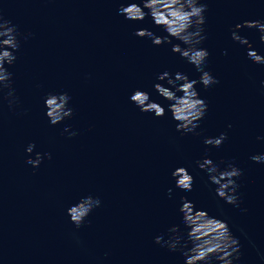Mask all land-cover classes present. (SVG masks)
Here are the masks:
<instances>
[{"label":"water","instance_id":"water-1","mask_svg":"<svg viewBox=\"0 0 264 264\" xmlns=\"http://www.w3.org/2000/svg\"><path fill=\"white\" fill-rule=\"evenodd\" d=\"M121 2L0 0L20 43L17 59L6 64L16 103L9 107L8 89L0 93V264H185L179 248L154 239L167 240L173 225L187 232L181 197L228 222L240 244L233 264H264V162L251 159L264 154V64L249 59L248 46L231 36L244 20L264 22V0H205L206 39L198 47L208 50L204 68L219 83L195 85L208 108L187 133L176 130L170 101L154 84L172 87L157 80L164 71L196 80L201 73L172 44L134 35L139 28L167 33L150 15L128 20L118 14ZM238 31L264 55L258 29ZM138 88L165 115L141 112L130 100ZM60 92L71 97L73 114L53 125L45 97ZM221 132L227 138L219 147L204 144ZM29 143H35L32 153L25 151ZM36 152H50L51 159L34 168L25 160ZM205 156L221 170L228 162L242 170L235 178L239 207L216 194L217 185L196 163ZM177 167L193 176L192 191L176 187L171 173ZM88 195L101 204L77 227L66 210Z\"/></svg>","mask_w":264,"mask_h":264},{"label":"clouds","instance_id":"clouds-1","mask_svg":"<svg viewBox=\"0 0 264 264\" xmlns=\"http://www.w3.org/2000/svg\"><path fill=\"white\" fill-rule=\"evenodd\" d=\"M207 8L208 4L205 0H122L118 9V14L128 20H143L150 15L154 23L162 27L167 35H156L148 28H139L134 35L148 37L155 45L172 44V51L179 53L201 73L199 80H196L189 79L187 74L179 71L174 76L168 71H164L157 75V80L166 81L167 85L172 87H168L164 83L154 84L158 94L170 101L168 111L177 122L176 130L185 133L195 131L199 126L198 121L205 116L208 108L206 101L200 98L195 85L201 83L205 88H208L219 83L217 78L204 68L205 61L209 56L208 50L198 47L206 39L203 25L206 23L204 13ZM145 9L148 11L146 12ZM243 27L258 29L261 33L260 40L264 42V22L244 20L242 23H237L231 31L233 40L248 46V58L257 64H264V55L252 48L247 37L239 34L238 30ZM18 35L17 26L11 20L5 19L2 10H0V93H4V89H8L7 93H4V98L8 100L9 107L16 103V97L15 90L12 88L13 73L8 70L6 64L11 65L17 59L16 52L20 48ZM172 38L181 43L173 44ZM177 93L182 94L177 95ZM70 99L67 92L46 95V116L51 124L55 125L66 117L72 116L73 109L68 106ZM130 100L141 112H152L156 117L165 115V107L150 99L149 92L145 90L135 89L130 95ZM64 131L68 132L69 128L65 127ZM69 134L76 135L75 132ZM226 138L227 133L221 132L217 137H205L204 144L219 147ZM34 148L35 143H29L25 151L32 153ZM45 156L51 159L50 152H36L34 158L29 155L25 162L36 168L39 167ZM251 159L256 162H264V154L253 155ZM196 163L200 169L209 174L210 182L217 185L216 194L226 203L239 207L237 195L239 185L235 178L242 175V170L231 162H228L227 166L221 170L209 156L197 160ZM171 175L175 178L177 188L187 192L192 191L194 178L189 174L187 168L177 167ZM168 193L171 195V188L168 189ZM181 201L179 211L183 214V221L187 228V232L184 234L187 236V240L181 234L179 225H173L168 229L172 235L167 240L163 235H158L154 238L155 242L172 251L179 248L185 257V264H213L214 259L218 260L220 264H233L234 260H238L240 258L239 240L232 234L228 222L210 216L206 210L197 209L194 202L188 200L187 197H181ZM100 204L101 201L98 197L88 195L69 206L66 212L70 221L80 227L89 213ZM189 241L192 245L190 248L187 247Z\"/></svg>","mask_w":264,"mask_h":264}]
</instances>
